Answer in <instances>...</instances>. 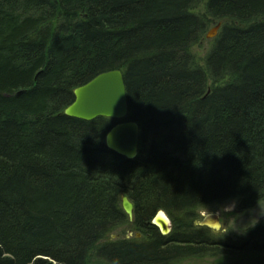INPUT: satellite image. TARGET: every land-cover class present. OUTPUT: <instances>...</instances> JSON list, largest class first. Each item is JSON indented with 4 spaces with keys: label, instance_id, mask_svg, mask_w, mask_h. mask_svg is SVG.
<instances>
[{
    "label": "trees",
    "instance_id": "obj_1",
    "mask_svg": "<svg viewBox=\"0 0 264 264\" xmlns=\"http://www.w3.org/2000/svg\"><path fill=\"white\" fill-rule=\"evenodd\" d=\"M218 22L201 59L192 48ZM113 68L140 126L132 158L106 144L119 119L64 112L76 86ZM226 199H264V0H0V264L263 251L264 215L234 242L193 228ZM159 209L168 234L152 223ZM127 225L141 235L111 238Z\"/></svg>",
    "mask_w": 264,
    "mask_h": 264
},
{
    "label": "water",
    "instance_id": "obj_2",
    "mask_svg": "<svg viewBox=\"0 0 264 264\" xmlns=\"http://www.w3.org/2000/svg\"><path fill=\"white\" fill-rule=\"evenodd\" d=\"M219 24L212 29L209 37L216 35ZM64 112L67 115L92 120L99 116L111 117L120 121L113 124L105 135L109 148L128 158L135 157L139 148L140 126L134 119H125L129 112V102L124 73L121 68H113L99 72L87 82L74 88V99ZM123 119V120H121ZM122 207L132 220L134 216L133 201L122 196ZM211 213V212H209ZM154 223L163 234L172 229V220L164 209H159L153 216ZM202 225L214 229L221 227L220 216L215 212L202 220ZM131 232V231H129ZM140 236V233L137 234Z\"/></svg>",
    "mask_w": 264,
    "mask_h": 264
},
{
    "label": "rangeland",
    "instance_id": "obj_3",
    "mask_svg": "<svg viewBox=\"0 0 264 264\" xmlns=\"http://www.w3.org/2000/svg\"><path fill=\"white\" fill-rule=\"evenodd\" d=\"M217 24H219L218 27L219 30L221 27V22H218ZM215 25H211L207 29L205 36L200 40L199 43L195 44L192 48L194 52H196L199 58L201 59H203V57L210 48L211 38L216 36V35L212 37L208 36L210 32L213 33L212 29L215 27ZM233 201H235V206L233 205L234 207L233 211L228 215H224V214L220 215L221 227L219 229H221V231L215 232L212 231V229L214 228L207 225H202V227L207 230L209 236L215 240L224 241V242L236 241L244 227L256 222L259 218H261L264 215V199L259 201L254 206L245 209H241L239 207L238 199H226L221 202H217L211 205H206L202 207L200 210L201 213L204 212L209 213L212 211L216 212V210L220 209L222 206L232 204ZM172 227H173V221H172ZM227 230L230 231L223 238H221L223 232ZM136 233H137L136 229H134L132 225H127L117 228L113 233H111V238L115 239L121 237H133L136 235ZM227 248L228 249H223L221 252L216 253L214 255L185 257L182 258L180 261L177 260L173 262L172 264H264V261H262L264 259V250L261 252L254 251L253 254L252 253L247 254V253H243L242 251L236 250V248L235 250H233V247L231 246H228Z\"/></svg>",
    "mask_w": 264,
    "mask_h": 264
},
{
    "label": "clouds",
    "instance_id": "obj_4",
    "mask_svg": "<svg viewBox=\"0 0 264 264\" xmlns=\"http://www.w3.org/2000/svg\"><path fill=\"white\" fill-rule=\"evenodd\" d=\"M233 205L235 206V201H233L232 204H228V205H224V206H222L220 209L216 210L215 214H216L217 216H220L221 214L228 215V214H230V213L233 211V209H234ZM212 215H213V211H212L211 213H208V212L198 213V214H197V219H195V220L193 221V228H194V229H200V228L202 227V220H203L204 218H209V217H211ZM257 223H258V222H257ZM257 223H256V224H257ZM256 224H255V225H256ZM255 225H253L252 227H254ZM250 228H251V227H250ZM231 230H233V229H231ZM212 231L219 232V231H221V229H212ZM229 231H230V230H227V231L223 232V235H222L221 238H223V237H224ZM241 232H242V231H241ZM243 232H246V231H243Z\"/></svg>",
    "mask_w": 264,
    "mask_h": 264
},
{
    "label": "bare ground",
    "instance_id": "obj_5",
    "mask_svg": "<svg viewBox=\"0 0 264 264\" xmlns=\"http://www.w3.org/2000/svg\"><path fill=\"white\" fill-rule=\"evenodd\" d=\"M70 104V103H69Z\"/></svg>",
    "mask_w": 264,
    "mask_h": 264
}]
</instances>
